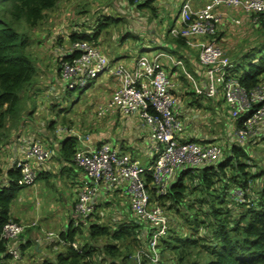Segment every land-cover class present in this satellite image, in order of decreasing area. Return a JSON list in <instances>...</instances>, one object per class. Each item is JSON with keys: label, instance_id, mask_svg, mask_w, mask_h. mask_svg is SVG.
<instances>
[{"label": "built area", "instance_id": "2783aa9c", "mask_svg": "<svg viewBox=\"0 0 264 264\" xmlns=\"http://www.w3.org/2000/svg\"><path fill=\"white\" fill-rule=\"evenodd\" d=\"M247 17L253 19L254 26L264 28V0H209L199 8L194 6V0H183L179 11L182 23L169 31L172 36L184 38L190 48L198 49L196 72L199 78L202 77L201 81L188 72L182 61L168 58L180 66V72L191 83L196 95L203 99L221 98L228 105L229 116L236 122L235 143L239 144L264 138V82L252 88L241 83L235 70L236 63L214 37L225 20L240 27ZM71 45L70 51L64 55L73 54L74 57L60 65L64 87L68 91L86 90L101 76L109 74L114 77L115 90L107 101L96 106L98 118L116 112L125 117L137 114L142 125L149 130L154 153L152 161L143 165L131 156L121 155L111 142L96 148L76 149L74 164L84 172L88 182H79L74 187L77 199L72 223L84 230L95 221L96 191L123 187L127 193L130 220L141 225L146 240V246L134 254L135 263L158 264L161 260L159 245L170 235L171 219L166 209L153 198L152 189L156 196L168 194L169 185L179 172L215 163L226 148L220 141L202 143L189 138V132L176 111L180 104V97L175 93L179 87L177 80L170 76L161 61L163 54L152 53L151 46H142L130 67L115 63L99 45L88 40L71 42ZM59 131L74 134L71 129ZM23 147V158L16 162L15 168L20 173L18 185L25 188L35 184L42 165L52 153L38 139L24 141ZM148 175L152 176L151 184L147 183ZM114 224L128 225L122 221ZM27 226L15 220L4 225L2 238L8 242V253L14 259L20 258L21 251L16 242H20ZM114 226L111 225L118 228ZM57 233L41 232L38 235H44L36 242L58 241L63 246L65 243ZM70 245L79 250L81 242L74 240Z\"/></svg>", "mask_w": 264, "mask_h": 264}, {"label": "trees", "instance_id": "16d2710c", "mask_svg": "<svg viewBox=\"0 0 264 264\" xmlns=\"http://www.w3.org/2000/svg\"><path fill=\"white\" fill-rule=\"evenodd\" d=\"M59 1L0 0V147L20 126L25 110L23 95L38 78L30 35L41 27L47 12L54 10ZM129 1L137 3L139 9L156 11L155 0ZM106 22L118 20L105 15L84 31L70 33L69 39L98 45L101 31L109 25ZM132 37L139 42L138 36ZM170 42L177 48L189 47L180 36H171ZM258 44L233 60L239 80L247 88L263 82L264 39ZM73 57L58 58L59 66ZM242 59L248 68L243 65L240 73ZM248 143L227 144L224 155L215 163L179 172L166 195L156 196L152 189L157 202L183 219H171L170 235L159 245L158 264H264V182L260 180L264 179V167L256 161L257 156L250 154ZM62 151L65 158L74 157V138ZM8 175L7 185L0 186V264H8L12 258L2 234L4 225L15 220L10 215L11 204L23 189L18 185L20 173L16 168ZM151 182L152 176L148 175L147 183ZM72 225L59 233L63 246L58 241L46 243L48 255L42 264H136L135 252L146 246L143 229L135 220L118 228L92 221L84 227L87 234ZM74 240H80L79 250L70 245ZM16 245L24 254L34 249V242L27 239ZM55 246L59 249L55 250Z\"/></svg>", "mask_w": 264, "mask_h": 264}, {"label": "crops", "instance_id": "0c3cea01", "mask_svg": "<svg viewBox=\"0 0 264 264\" xmlns=\"http://www.w3.org/2000/svg\"><path fill=\"white\" fill-rule=\"evenodd\" d=\"M182 2L183 0H173L170 3L173 4L172 8L175 7V9H178L175 27L180 26L182 23L179 20V11ZM201 2L202 3H200V0H194V6L196 8L203 7L209 3V0H202ZM225 21L226 22H224L218 30V37H220L227 29V26L231 24L229 20ZM156 30L155 28L147 30V36H145V39L139 41L141 43L137 42V48L127 46L126 49H124V47L119 46L116 49L117 54L115 55L110 54V52L113 51L112 49H107L108 47L103 48L99 43L98 45L115 63H121L130 67L133 66L134 58L138 52H141L142 46H146L147 48L151 46L153 48L151 51L152 53L163 54L161 61L165 64L170 76L176 79L179 85L175 90V93L180 97V104L176 111L178 116L182 119L184 127L189 132V138L202 143L220 141L224 145L232 144L233 142L231 141H235L236 122L232 121L229 116L228 105H226L221 98L203 99L196 95L190 85L191 83L185 78L183 73L180 72V66L172 63L168 58L171 57L173 61H177L178 59L175 58L173 54L181 55L182 59H179L183 60L185 68L201 81L202 77L199 78L196 72L199 67L198 49L193 47L185 49L177 48L176 45L170 42L172 35L169 34V32L163 36ZM138 35L139 34H136V36ZM138 37L142 38V35ZM224 38L225 36L220 39V42H224ZM227 51L232 54V52H236V48L235 46L232 48L226 44V52ZM241 55L242 53L239 50V56ZM49 76H52L50 77L51 82L55 81L53 73L50 72ZM58 85L60 84L58 83ZM87 88L88 91L84 96L87 97L88 101L85 106L81 107L82 109L80 111L73 113V111H68L66 106L67 109L60 110L59 108L57 110L59 112H54L53 116L47 115L45 117L44 115L42 118L39 116V119L34 118V116L37 117L39 112L43 109L48 111L54 107V102H50V105L53 104L51 106H49V102L47 104L42 102V105H40L44 94L52 93L56 97L60 94V90L54 86L49 87L47 90L34 91L32 93V99H29V102H26L23 106L25 109L24 117L20 126L12 130L13 134L11 138L0 147V186L7 185L9 182L8 172L15 168V164L18 160L23 158L24 141L38 139L52 153L51 158L42 165L37 181L33 187H31L35 190V187L39 188L38 182H44L45 186L43 190L45 194L47 193V197L51 198L52 203L50 206L52 208L49 207L46 213L43 212V214H41L42 210H38L37 207H33L26 201H21V203H24V205H22L24 211L23 213H19L15 208L16 200L13 201L10 208V215L15 221L28 225L25 233L22 235V239L37 243L34 245L33 249L37 258H43L48 255L46 243H50L49 241H42L41 243L36 242L39 236L44 235L38 234L41 233V231L50 230L53 225L59 226L58 229L60 232L68 229L75 218L74 206L77 194L75 193L74 187L79 182H88L84 172L79 170L74 164L73 157L65 158L63 156L62 149L65 148L73 138L76 143V149L87 146L96 148L105 142H111L115 150L121 155L131 156L143 165H147L151 162L154 155L149 130L142 125L137 114L125 117L121 113L116 112L109 113L104 118H98L96 106L98 103L107 101L115 90L116 82L114 77L109 74L101 76V78L92 82ZM64 89H66V87H64ZM79 90L82 92L85 91ZM66 92H68L67 89ZM70 92L75 91L71 90ZM195 100H197V102ZM54 101L55 107L60 105L55 98ZM81 105L82 104H80V106ZM220 106L224 108V112L220 111ZM81 112H83L82 115H80ZM33 113L34 116H32ZM208 116L214 119L210 118L209 121L205 123ZM61 119L65 121L63 122ZM221 126H225V129H221ZM59 129H71L74 131V134L67 131L60 132ZM229 130L233 131L230 137H228ZM219 135H221V137H219ZM223 135L224 137H222ZM54 184H57L59 188H52L51 186H54ZM56 200L64 207L63 210L59 211L58 216L54 217L53 213L56 209ZM39 204L38 201L37 206H39ZM94 206L95 209L93 214L95 221H98L100 216L107 217V219L111 218L112 221L114 220L115 222H125V220L131 219L127 193L123 187L110 190L101 188L97 190ZM103 210L105 212H103ZM110 212L112 214V216L110 215L111 217L108 215ZM35 222L38 223L37 226L32 225ZM60 232L57 234L59 235ZM21 254L23 257L26 253Z\"/></svg>", "mask_w": 264, "mask_h": 264}, {"label": "rangeland", "instance_id": "374dc122", "mask_svg": "<svg viewBox=\"0 0 264 264\" xmlns=\"http://www.w3.org/2000/svg\"><path fill=\"white\" fill-rule=\"evenodd\" d=\"M172 1L173 0H155L154 7L156 8V11L153 13L149 8L143 10L139 9L137 7V3L131 4L129 0H60L59 4L54 10L47 12L46 18L43 20L41 27H39L33 35H30V52L33 56L34 65L38 69V78L35 85L28 89L27 93L23 95L22 99L23 102L25 101V103L29 102V99H32V93L34 91H43L54 86L60 90V94L56 97L52 93L44 94L40 105H42V102H44V104L49 102V106L54 104V107L51 108L55 109H49L48 111L43 109L39 112L37 117L34 116V113L32 116H34L36 119H39V116L42 118L44 115L45 117L47 115L53 116L54 112H59L57 111L59 108L60 110H65L68 108V111H73V113H76L82 109L81 107L87 104L88 100L84 94H86L88 88L83 92L80 90L70 93L66 92V89H64L60 78V72H58V67H60V63L57 61L58 58L63 57L65 53H68L72 46L69 39L70 33L78 30L84 31L85 28H87L90 24L94 25L99 19H104L105 15L111 16L113 19H117L118 22H106L109 23V25H107L106 28L101 31L98 43L99 45H102L103 48L108 47L107 49H112L113 51H111L110 54L115 55L117 54L116 49L119 46L124 47V49H126L127 46L137 48L138 43L135 42V39L132 37L136 34L142 35V38L139 37L140 41L145 39V36H147L148 33L147 30L149 29L155 28L157 29L156 31H159V34L165 36L171 28L175 27L174 25L176 23L175 20L178 14V9H175V7L172 8L173 4H170ZM201 1L202 0H200V3H202ZM252 21V18L247 17L244 25L240 27L229 24L225 32L220 37H218L219 33H217L214 37L216 41L221 43L225 50L226 44L232 48L235 46L236 52H232V54H230V52L227 51V55L231 60H234V58L239 55V50L241 53H244L245 50L255 48V46L259 45L258 43L264 39V28L261 26H254ZM224 36V42H220V39ZM173 55L175 58L184 63L183 60H181V55ZM244 61L245 59L240 61V73L244 71L243 65L246 66L243 63ZM50 72L54 74L53 77L55 81L53 82L50 81V77H52L49 76ZM58 83L60 85H58ZM54 98L60 104L57 107H55ZM50 102L54 103L50 105ZM80 104L82 105L80 106ZM220 111H225L222 106H220ZM82 114L83 112L80 113V115ZM207 118L208 119H206L205 123H207L210 118L214 119L211 116H208ZM62 121L64 122L65 120ZM221 129H225V126H221ZM231 132L233 131H228V137H230ZM219 137H221V135H219ZM222 137H224V135ZM231 142L235 143V141ZM223 146L225 147L226 145L223 144ZM247 147L252 156H257L256 161H258V163L262 166L261 168H263L264 138L257 140V142L248 143ZM258 169L255 171H258ZM260 180L261 182H264L263 178ZM51 181L54 182L53 180ZM38 184L39 188L35 187V190L31 188L33 187L32 185L19 190L17 193V197L15 199V208L19 213H23L24 210L22 205H24L23 202L25 201L30 203L33 207H37L38 210H42L41 214H43V212L46 213L49 207L52 208L50 206L52 200L51 198L47 197V193L45 194L43 190L45 183L41 181L38 182ZM51 187L55 189L59 188L57 184H54V186ZM21 201L23 202L21 203ZM38 201L40 203L39 206H37ZM63 207L64 206L61 205L58 200H56V209L53 213L54 217L58 216L59 211L63 210ZM163 207L166 209L170 219L175 218L176 220L183 222L181 215L173 210L171 211L167 209L166 206ZM103 212L105 211L103 210ZM108 215L112 216L111 212L108 213ZM104 218L107 219V217L100 216L98 221L106 225H112L113 227L116 225L119 227V224H114L115 221H112L111 218L107 220ZM125 223L129 224L131 223V220H125ZM58 228L59 226L53 225L50 231L60 232ZM84 233L87 234L86 229H84ZM42 262L43 258H37V256H35V252H33V249H31L26 252L22 259L16 260L11 258V261L8 264H42Z\"/></svg>", "mask_w": 264, "mask_h": 264}, {"label": "bare ground", "instance_id": "6f19581e", "mask_svg": "<svg viewBox=\"0 0 264 264\" xmlns=\"http://www.w3.org/2000/svg\"><path fill=\"white\" fill-rule=\"evenodd\" d=\"M91 43H92V42H91ZM92 44H94V43H92ZM73 91H77V90L74 89ZM49 151H50V150H49ZM194 168H197V167H194ZM194 168H193V169H194ZM193 169H192V170H193ZM170 185H171V184H170ZM170 185H169V187H170ZM73 227H75V228H76V227L80 228V226H76L75 224H73ZM23 234H24V233H23ZM23 234H22V235H23ZM22 235L20 236L21 239H22ZM21 239H20V240H21ZM16 243H18V242H16ZM19 256H20V258H19V259H16V260H20V259H22V258H21V257H22L21 252H20V255H19ZM12 259H14V258H12Z\"/></svg>", "mask_w": 264, "mask_h": 264}]
</instances>
